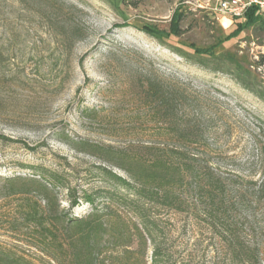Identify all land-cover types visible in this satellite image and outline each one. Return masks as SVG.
I'll return each mask as SVG.
<instances>
[{
    "label": "rangeland",
    "instance_id": "374dc122",
    "mask_svg": "<svg viewBox=\"0 0 264 264\" xmlns=\"http://www.w3.org/2000/svg\"><path fill=\"white\" fill-rule=\"evenodd\" d=\"M218 4L0 0V218L14 206L1 194L3 179L29 174L26 165L63 173L80 198L115 189L99 166L127 178L82 142L179 147L202 154L218 173L251 174L264 154V11L222 42L237 23ZM206 48H215L213 57L196 53ZM149 81L186 96L179 116L201 127V146L179 142L173 126L158 119ZM62 199L69 209L65 190ZM80 201L73 215L91 210ZM1 223L2 250L42 256Z\"/></svg>",
    "mask_w": 264,
    "mask_h": 264
},
{
    "label": "trees",
    "instance_id": "16d2710c",
    "mask_svg": "<svg viewBox=\"0 0 264 264\" xmlns=\"http://www.w3.org/2000/svg\"><path fill=\"white\" fill-rule=\"evenodd\" d=\"M259 18V9L250 7L222 42L238 38ZM214 49L196 53L213 57ZM146 95L179 142L201 146V127L179 116L184 94L149 81ZM81 145L127 178L99 166L115 189L84 192L82 198L63 173L45 166L26 165L29 174L3 179L1 194L14 206L1 224L17 239L28 238L30 250L42 256L0 248V264H264L263 153L252 162L251 174L227 176L202 154L179 147ZM102 196L106 201L99 206ZM80 199L91 210L73 215Z\"/></svg>",
    "mask_w": 264,
    "mask_h": 264
},
{
    "label": "built area",
    "instance_id": "2783aa9c",
    "mask_svg": "<svg viewBox=\"0 0 264 264\" xmlns=\"http://www.w3.org/2000/svg\"><path fill=\"white\" fill-rule=\"evenodd\" d=\"M220 12L231 19H242L250 7L264 11V0H219Z\"/></svg>",
    "mask_w": 264,
    "mask_h": 264
},
{
    "label": "crops",
    "instance_id": "0c3cea01",
    "mask_svg": "<svg viewBox=\"0 0 264 264\" xmlns=\"http://www.w3.org/2000/svg\"><path fill=\"white\" fill-rule=\"evenodd\" d=\"M229 22H230V24L232 25V22H233V21H232V20H231V21L229 20L228 23H229Z\"/></svg>",
    "mask_w": 264,
    "mask_h": 264
}]
</instances>
